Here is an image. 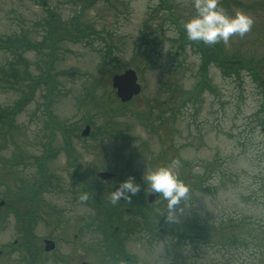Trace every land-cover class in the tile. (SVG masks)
Wrapping results in <instances>:
<instances>
[{
	"label": "rangeland",
	"instance_id": "374dc122",
	"mask_svg": "<svg viewBox=\"0 0 264 264\" xmlns=\"http://www.w3.org/2000/svg\"><path fill=\"white\" fill-rule=\"evenodd\" d=\"M220 3L228 13L239 10L253 19L244 35L212 46L230 56L228 69L240 62L232 52L264 57V0ZM194 11L192 0H0L1 37L25 35L43 42L39 54L24 53L32 78L51 56L46 21L68 28L62 38L74 34L59 41L51 57L59 83L50 115L43 87L13 111L31 82L16 73L10 83L0 79V110L11 109L5 114L11 125L0 132V160L25 155L3 171L0 166V201L13 195L21 176L27 187L40 176L28 157L43 153L48 117L76 128L70 133V155L76 154L79 172H94L87 179L98 185L104 201L78 199L82 191L73 157L60 151L62 134L54 130L51 144L57 151L46 167L53 175L42 172V202L27 246L18 245L15 216H3L0 207V264H121L105 252L110 242L122 249L125 264H264V96L249 71L223 74L214 62L202 67L211 87L194 91L201 69L198 47L204 43H189L182 27ZM76 12L85 28L81 37L75 32ZM10 56L0 50V66ZM128 68L136 72L141 91L122 106L110 77ZM90 80L98 82L96 94L104 98L99 107L81 100ZM84 125L90 130L83 137ZM172 161H178L171 166L187 191L169 207L160 193L147 189L142 176ZM99 171L113 172L116 182L131 176L140 185L137 198L146 202L139 204L128 193L123 204H112L109 183L96 177ZM150 193L156 197L148 203ZM115 206L121 212L113 213L120 219L115 218L111 235L105 213ZM194 223L208 226L211 235L194 238ZM167 224L176 226L170 230ZM43 239L54 240L53 252L43 251ZM32 255L36 259L30 261Z\"/></svg>",
	"mask_w": 264,
	"mask_h": 264
},
{
	"label": "trees",
	"instance_id": "16d2710c",
	"mask_svg": "<svg viewBox=\"0 0 264 264\" xmlns=\"http://www.w3.org/2000/svg\"><path fill=\"white\" fill-rule=\"evenodd\" d=\"M84 1L81 2V4L87 3H83ZM77 13V12H76ZM74 15V19H75V32L76 34H78V36L82 35L85 33V28L81 27V24L79 22V16H81L79 14V12L77 14H73ZM172 17V15H171ZM179 18V17H178ZM176 18L175 22L176 24L180 22V20ZM78 20V23H77ZM46 27H47V35L45 36L46 39L48 40V48H49V53L51 54V56L45 61V66L44 69H42L40 71V74L35 77L32 78L29 74L31 73L29 70V66H28V62L25 60L24 58V53L27 51H38L41 52V49L44 47L42 46L43 42H38L37 44L35 42H31L29 41L28 37H25V35L22 36H16L15 34L13 35H5L3 37L0 36V50H3L4 52L8 53L9 55H11L10 59L4 64L0 66V79L3 80V82H11V75H13L14 73H16L17 75H24V77H26V79H28L31 84H27L29 87V91H23V95L22 97H20V99H18L13 108V111H15L17 109L20 110L23 105L27 102L29 95L34 91V89H36L37 87H43L44 90V96L47 99V106L49 105L50 101L53 99L56 91H58V78H57V73L53 72V55L55 54V50H56V46L57 43L59 44V41H61L60 37L62 34L61 33H68L66 31H68V28H66L65 26H58L50 21H46ZM184 32V31H183ZM69 34V33H68ZM74 35V34H70ZM83 36V35H82ZM184 39V38H182ZM194 42V41H193ZM179 46L183 45L182 41H178ZM190 43V41H189ZM218 43V42H217ZM201 46L198 47V50L200 51V65H201V69H199L198 73V81L197 83L194 85V91H196V93L201 91L202 87H211L210 84V80L207 78L206 74L203 72V68H206L208 66L209 62H214L216 67H218L220 69V71L224 74V73H238L239 70L244 69L250 72L251 76H253V79L257 81L258 83V87L260 90V93L264 96V76L261 74V71L263 68L261 66H264V57L263 56H259L257 58H254L250 55H246V53L241 54L237 53V52H232V56L234 57V59L239 60V65H237V69H228V66H230L229 62H230V56L228 57V59L222 55L223 53V49L221 47H212L215 44L212 45H208V44H202L199 43ZM242 57V58H241ZM203 67V68H202ZM14 82V81H13ZM108 82V80H107ZM98 84V82L96 80H90V84L88 85V87L85 89V96H82L81 100L83 102L86 103H93L95 106L99 107V105H101L103 103V96H97L96 94V85ZM194 91H192V94L194 95ZM28 93V94H27ZM194 98L197 99V95H194ZM83 104V103H82ZM120 105H124V104H120ZM11 109H6L4 111L0 110V132L4 133L5 130L3 129V125H7L10 126L11 124H8L10 122V118L6 117L5 114L10 113ZM46 111L48 113V115H50L51 111L50 108L48 106V108H46ZM54 118H52V120H50V117H48V119L46 120V128L49 129V135L48 138L46 139V143L45 146L43 148V153L40 156H29L28 158H33L35 161L32 162L34 165L37 166V170L38 174H40V176L36 179L37 181H35L33 183V185L30 186H26L23 183V179L25 177H20V179H18V181H15V186H16V193L14 192L12 196H6L3 195L2 199H4V210L6 211L4 213V216H7V214H12L15 216V225L16 228L18 230V232L20 233V237H19V244H21L22 246H27V238L30 237V235H32V226L35 223V219L38 217V209L41 205L42 199L40 197L41 192L40 189L44 188V182H42V172L45 169V174H48L47 172V166H49V164H47L48 159L52 156L55 155L57 149L53 147V145L51 144V140L53 139V137H55V132L59 130L60 133L62 134V142L63 145L60 149V151L62 150L63 152L65 151L66 153L69 154L70 157L72 158V162L71 166H74L75 171L73 173L74 176H76V179H78V181L80 182L81 186H80V191H87L89 193V200L94 203L96 200L97 204L100 205H104V201L101 197V193L100 190L98 189V185L97 184H92L91 182H89V180L87 179V177L93 175L94 172L91 173H83V172H79V169L76 166L77 163V156L75 154H72V150L73 148L71 147V143H70V133L74 132L76 130V128L74 129L73 127H71V125L66 124L65 122H57L53 120ZM52 121V123H50ZM52 124V125H50ZM75 153V150H74ZM25 155H22L21 157H18V155H14V157L12 158H4L2 160H0V166H1V170H4V165L7 164H11V163H15L17 161L21 162ZM17 158H20L19 160ZM14 159H17L16 161ZM53 174H48V177H52ZM86 178V181L84 182L83 179ZM44 180V179H43ZM37 185V186H36ZM97 190V191H96ZM134 199L136 200V202H139V204H144L146 202L145 199H143V197H138L137 194H134ZM125 200H119L118 202H122V204L124 203ZM126 203V202H125ZM129 206H131L130 204H128ZM107 209V213H105L107 215V221L109 222L107 225L110 228L109 233L111 235H114L115 232L113 231V224L115 221V218L120 219L119 215H115L113 213H118L121 212L120 209L118 207H114L112 209ZM128 210V209H127ZM110 211H112V213H109ZM140 213H144L143 211H139ZM147 214V212L145 213ZM149 216V215H148ZM113 219V220H110ZM144 220L147 221L150 224V220L147 217V215H145ZM157 224V223H156ZM168 229H172L174 230V228L176 225L174 224H170V225H166ZM164 226H162L163 228ZM209 232V233H208ZM211 231L210 228L206 225L203 224H195L194 223V238L197 237H203L204 239L207 238L208 236L211 235ZM113 242V239L111 240ZM18 244V245H19ZM110 245H112V247L110 248L109 246L105 247V252H107V255L113 259V261L115 262H119V261H124V254L122 252L121 248L115 247L117 248L116 250L114 249L113 243L110 242Z\"/></svg>",
	"mask_w": 264,
	"mask_h": 264
},
{
	"label": "clouds",
	"instance_id": "9594fccd",
	"mask_svg": "<svg viewBox=\"0 0 264 264\" xmlns=\"http://www.w3.org/2000/svg\"><path fill=\"white\" fill-rule=\"evenodd\" d=\"M194 14L182 21L184 34L189 41L203 42L208 45L219 41L225 43L233 34L244 35L253 24V19L247 13L234 11L228 13L220 3V0H192ZM178 161H172L170 165H158L148 169L142 176L147 189L160 193L171 207L183 197L187 186L177 177L171 165ZM110 191L109 200L112 204L119 201L120 197L130 199L128 193L135 194L140 185L129 176L114 183ZM81 202L89 199V193L82 191L78 194Z\"/></svg>",
	"mask_w": 264,
	"mask_h": 264
},
{
	"label": "water",
	"instance_id": "95a60500",
	"mask_svg": "<svg viewBox=\"0 0 264 264\" xmlns=\"http://www.w3.org/2000/svg\"><path fill=\"white\" fill-rule=\"evenodd\" d=\"M136 81V74L131 69H126L120 74H115L111 78V86L116 89V95L123 102L129 100L133 95L137 94L140 90V86ZM89 132V126L85 125L81 131V135H87ZM97 177L101 180H106L107 178H112L113 173L109 171H100L97 173ZM115 186V185H114ZM112 186V187H114ZM154 194L148 196V201L150 202ZM122 197H120L121 199ZM2 202H0V205ZM54 243L51 240L46 239L44 241V250L48 251L53 249ZM79 264H90L88 262H81Z\"/></svg>",
	"mask_w": 264,
	"mask_h": 264
},
{
	"label": "flooded vegetation",
	"instance_id": "af4514ba",
	"mask_svg": "<svg viewBox=\"0 0 264 264\" xmlns=\"http://www.w3.org/2000/svg\"><path fill=\"white\" fill-rule=\"evenodd\" d=\"M53 252V251H52Z\"/></svg>",
	"mask_w": 264,
	"mask_h": 264
}]
</instances>
